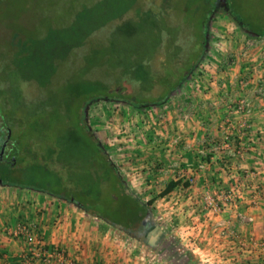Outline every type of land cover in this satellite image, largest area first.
Instances as JSON below:
<instances>
[{
  "label": "crops",
  "instance_id": "obj_1",
  "mask_svg": "<svg viewBox=\"0 0 264 264\" xmlns=\"http://www.w3.org/2000/svg\"><path fill=\"white\" fill-rule=\"evenodd\" d=\"M243 31L232 29V50L216 57L225 88L195 82L171 95L163 120L162 105L146 107L118 134L114 124L108 133L105 143L123 164L131 192L144 204L154 200L153 239L131 236L46 192L0 184V264H264V101L254 88L250 129L224 144L223 125L242 118L229 112L222 91L239 89L240 72L251 65L243 56L246 41L257 37ZM239 97L233 93L234 101ZM241 148L245 153L234 156ZM174 181L181 183L164 195ZM207 196L223 210L206 207ZM23 223L57 253L49 263L18 235Z\"/></svg>",
  "mask_w": 264,
  "mask_h": 264
},
{
  "label": "rangeland",
  "instance_id": "obj_2",
  "mask_svg": "<svg viewBox=\"0 0 264 264\" xmlns=\"http://www.w3.org/2000/svg\"><path fill=\"white\" fill-rule=\"evenodd\" d=\"M151 2L157 6L160 0H0V119L4 117L6 106L13 107L17 114L27 111L21 117L18 115V120H23L26 127L32 120L30 116L32 117L38 107L42 106L36 114L43 116L44 119L46 117V120L52 123L51 117L56 114V107H62L61 102L70 97V92L77 85L81 87L82 95L79 101H74V110L77 112L78 107L79 109L81 106L85 107L90 134L104 145L108 158L122 175L120 168L123 164L119 166L115 163L114 152L109 150L108 142L105 143L108 133L110 131L112 133L114 124L115 132L118 134L125 119L128 118L129 121L135 119V116L142 113V109L146 106L136 108L119 97L100 96L86 102V96L97 95L84 93L82 89L85 90L88 80L102 81L111 89L118 87L119 92L124 91L129 96L143 92L149 93L150 98H159L163 92L166 93L173 86L171 83L179 82L184 66L173 72L165 68L167 52L170 51L167 43H162L155 55L145 60V63L152 67L147 68L152 83L148 82L144 88V90L150 89L149 92L143 91L140 82L131 81L133 80L131 75L123 74L120 69L105 68L106 65L116 66L115 63L119 62L128 64L133 52L142 53L145 57L149 56L148 45L153 41L151 46L153 48L157 42L147 37V32L144 37L142 31L145 32L147 27L152 26L151 21L145 23L143 19L147 18L146 13L155 8ZM211 2L213 14L208 22V46L199 64L209 59V63L213 66L211 71L218 73L222 69H217L216 57L223 54V51L228 54V49L232 50L228 43H233V34L229 33L236 27L244 32L227 7L231 6L233 12L253 31L264 32V0H171V13L166 24L169 25L172 34L180 29L184 31L183 37L186 39L182 53L184 49L196 46L193 56L199 54L200 48L195 44L200 42L204 32L203 22L212 7L208 5ZM129 22L131 27H128ZM133 25L135 26L133 33H138L139 36L137 38L132 37L129 31L120 30V27L125 26L131 30ZM225 34L229 37H225ZM188 37L192 38L187 41ZM255 39L259 41L256 49L259 51L263 49V55L256 59L260 61L256 64V67H259L264 59L262 58L264 42H261L259 37L249 38L251 41ZM180 59L182 63L184 59ZM178 62V60L174 61L173 67L177 68ZM169 73L171 76H168ZM167 76L168 81H165ZM188 84L189 82H185L177 91H182ZM120 87L123 89L121 90ZM52 103L56 107H51ZM23 130L28 132L30 128L26 127ZM72 135H75L74 132L70 134V139L66 137L61 143L63 153L57 155V158L49 157L50 160H47V170L50 174H44L42 171L37 174L32 173L36 177L41 175L40 179L48 180L46 182L35 178L29 180L27 177L25 181L29 185H38L44 193H47L48 189L51 195H55L57 191L61 192V189L64 192L67 187L78 183L82 185L88 178V172L100 171L97 167L91 171V167L94 166L87 163L85 153L88 155V152L93 150V145L81 139L72 140ZM109 138L111 139V136ZM119 149L120 147L117 150ZM119 154L121 159L127 158L123 150L119 151ZM26 169L33 168L26 167ZM30 172H27L28 176L31 175ZM95 175L102 177L103 174ZM63 182L64 186H62ZM124 182L131 192V184L126 180ZM109 184L110 187L111 183ZM95 185L96 188H93L95 193H93L94 196L97 194V203H103L99 209L109 206V197H105L104 201L102 199L109 187L108 190H102V184L96 182ZM112 188L114 190L113 186ZM116 200L112 217L113 214L117 217L126 211L125 201H121L119 197H116ZM86 201L92 202L90 199ZM154 231L150 235H144L143 238L148 236L147 239H153L157 234Z\"/></svg>",
  "mask_w": 264,
  "mask_h": 264
},
{
  "label": "trees",
  "instance_id": "obj_3",
  "mask_svg": "<svg viewBox=\"0 0 264 264\" xmlns=\"http://www.w3.org/2000/svg\"><path fill=\"white\" fill-rule=\"evenodd\" d=\"M170 1L171 0H160V5L158 4L157 6L156 4H153L151 2L152 6H155V8L151 9V12L146 13L145 16H147V18H143L145 23L151 21L152 26H146L147 31L146 29L145 32L143 30L142 35L144 36L147 32V37L155 39L154 41L157 42L155 43V47L153 48H151V46L153 45V41L150 45H148V48L150 50L149 56L145 57L142 53L133 52L128 64L119 62L115 63L116 66L106 65L105 68H115V70L120 69L123 74H129L132 76L133 80L131 81L140 82L143 87V91L149 92L150 89L144 90V88L145 84L147 85L148 82H150V84L152 83V77L147 70V68L151 67V65L147 62L145 63V60L147 58L150 59L152 55L154 56L157 48L162 43H167L168 47H170V51L169 53L167 52L165 68H168V71L171 70L173 72L174 70L176 71L178 68L184 66L182 74H180L179 82L176 84L171 83V85L173 86L170 87L166 91V93L163 92V95L161 97L150 98L149 93L147 94L139 92L137 93V95L129 96L126 95L124 91L119 92L117 89L118 87H116V89H111L102 81L91 82L90 80H88L85 85V90L82 89V92L91 95H95L96 93L97 96H86V102H89L93 98L104 96L106 98L119 97L125 100V102L132 104L136 108L144 106L151 107L153 105L159 106L166 102L171 97V95L179 89L180 86H183L185 82L189 80L190 75L196 70L197 66L202 60L208 46V22L213 14V6L212 2L208 4L210 5V7H212L209 10L207 18L203 22L204 32L202 33L200 42L198 44L195 40V45L199 46L200 52L198 55L193 56V51L196 49V46L193 45L192 48L184 49V53H182L184 47L183 43L186 39V37H183L184 31L180 29L176 30L177 32L175 31V33L172 34L169 25L166 24L171 13L170 6L172 4H170ZM159 7H161V9H159ZM227 10L231 14V16L234 17L239 26H241L244 30L256 35L257 37H264V32H255L251 28H249L243 22L242 18H240L233 12L231 6H228ZM128 24V27H131L130 22ZM126 27L127 26L123 28L120 27V30L131 32L133 34H130L132 37H139L137 35L138 33H133V31L135 30L134 25L132 26V29L130 28L131 30L127 29ZM190 38L192 37H188L187 41L190 40ZM180 58L184 59L182 63H180ZM176 60L179 61V66L177 68L173 67V65L175 64L174 61ZM168 76H171L170 73ZM168 76L165 77V81H168ZM163 81L161 82L163 83ZM169 81H171L170 77ZM74 87L76 88L72 89V91L70 92V97L67 98V100L61 102V108H57L53 103L51 104V107H56V114L52 115L51 117L53 120L52 123L50 121H47L46 117L44 119L43 116L36 114V112L42 106H40V108L38 107V110L34 112L35 114L32 115L31 113L33 118L30 116L32 120L29 121V125L26 126L27 128H30V131L28 132L23 130L26 128L25 122L23 120H18L19 116L21 117V115L25 114V112L27 111H24L21 114H17L16 111H14L13 107H5L6 110L3 114L4 117L2 120L0 119V171L2 172L0 173V184L5 186H19L24 189L42 191L43 189H41L40 186L29 185L28 182L25 181V179L27 177L29 180L35 178L40 181L45 180L46 182L48 179H40L39 177L41 175L36 177L35 174L39 173L40 171L44 172V174H50L47 170V160H50L49 157H52L53 159L57 158V155H60L61 152L63 153L61 143L64 142V139L66 137L67 139H70V134L74 132L75 135L71 136L72 140L81 139L83 142H89L93 145V150L89 151L88 155L87 153H85V155L87 156V163L90 166H94L93 168L91 167V171L97 167L100 170L97 171V173L103 175L102 177H99L100 175H95L97 174L96 172H88V178L84 180V183L88 186H83L80 185L81 183L76 182L78 184L67 187V190L64 189V192L61 189V192L57 191L54 196L74 203L87 214L97 217L105 223L117 229H120L121 231H124L136 238H140L146 234L150 235L153 230H155L157 233L152 207L154 200L151 199L144 204L138 199L136 195H134V193L128 191V185L126 186L122 175H120V173L118 172L117 167L108 158L104 145H102L99 140L95 139L94 135L90 134V129L87 125L85 117V107L81 106L80 109L78 107V111L75 112L74 101H79L82 93L80 92L81 87H77V85H75ZM151 87L152 86H150V88ZM120 89L122 90L123 88L120 87ZM71 127H73L74 129L71 130ZM48 130L51 133H48ZM26 167L33 169L27 170ZM28 171H31V175L29 176L27 173ZM49 180L51 181V179ZM96 182L103 185L102 190L107 189L110 185L109 182L111 183L109 190L107 189L108 192H106V195L104 194L105 196L102 197L103 201L105 200V197H109L110 204L109 206H104L101 209L99 208L103 203H97V194L94 196L95 190H93V188L96 186ZM180 183L181 181L171 182L163 191V194L165 195L169 193ZM62 186H64V182L62 183ZM112 186L114 187V190ZM47 191V193L51 194L49 192L50 190L47 189ZM86 196H90L89 198L92 201L91 203L86 201ZM81 197L84 198L82 199ZM91 197L94 198L91 199ZM99 197L101 198V196ZM116 197H119L121 201H125V205L127 204V206L126 211L123 212L120 216L116 217L113 214L112 217L111 213H113V207L115 206V203L117 201ZM134 203L135 205H133ZM147 218H150L151 220L146 225Z\"/></svg>",
  "mask_w": 264,
  "mask_h": 264
},
{
  "label": "built area",
  "instance_id": "obj_4",
  "mask_svg": "<svg viewBox=\"0 0 264 264\" xmlns=\"http://www.w3.org/2000/svg\"><path fill=\"white\" fill-rule=\"evenodd\" d=\"M261 38V42H264V37ZM258 40H247L245 49L243 52L244 58L248 61L251 60V65H247L245 72H240V75L238 77V87L237 93L240 94V97L234 101L232 96L233 93H235L233 90L222 91L223 98H227V108L231 114H238L242 118L240 122L236 123L234 120L229 119L226 121V123L223 125V129H226V133H224L225 136V146H228L229 140L231 139V136L233 135H239L240 137H243L246 135V131L250 129L249 125V117L253 114L255 111V103L253 99L249 96V92L252 88L255 89L256 95L264 101V59L262 61L259 67H256V64L260 61H257V56H262L263 49L259 51L256 49L258 45ZM254 57V62H252V58ZM264 58V57H262ZM209 59H206L201 64L198 65L197 69L190 75V78L187 82H189L188 85H193V83L197 82L198 84L202 80L208 81L210 84H216L219 86H222L225 88L227 84H225V80L222 77H227L225 74L226 72L220 70L218 73H214L211 71L213 69L212 64L209 63ZM221 75V76H220ZM255 87H254V86ZM209 91V90H208ZM211 91V90H210ZM162 111L159 116L161 120H163L169 111V105L166 102L162 104L161 107ZM185 120L188 118V115L185 114L181 117ZM245 153V150L241 148L240 150L235 151L233 154L234 156H240ZM206 200V207L213 208L215 212H221L222 206L218 205L211 196H207ZM248 222H252V218H246ZM232 236H236L234 232H229ZM18 235H22L27 245L29 246L30 253L37 252L40 256L43 257V261L46 263H49L51 259L56 256L57 253L55 252H49V250L46 249V246L44 245L43 240L37 235L35 229L31 225H27L26 223H23L20 226V230L18 232ZM261 247L264 248V241L261 243Z\"/></svg>",
  "mask_w": 264,
  "mask_h": 264
},
{
  "label": "flooded vegetation",
  "instance_id": "obj_5",
  "mask_svg": "<svg viewBox=\"0 0 264 264\" xmlns=\"http://www.w3.org/2000/svg\"><path fill=\"white\" fill-rule=\"evenodd\" d=\"M84 182H85V181H84ZM84 182L82 183V185H83V186L87 185V184H85ZM86 199H90V198L86 196Z\"/></svg>",
  "mask_w": 264,
  "mask_h": 264
},
{
  "label": "water",
  "instance_id": "obj_6",
  "mask_svg": "<svg viewBox=\"0 0 264 264\" xmlns=\"http://www.w3.org/2000/svg\"><path fill=\"white\" fill-rule=\"evenodd\" d=\"M129 191V190H128ZM151 219L150 218H147V220H146V224H147V222H149Z\"/></svg>",
  "mask_w": 264,
  "mask_h": 264
}]
</instances>
